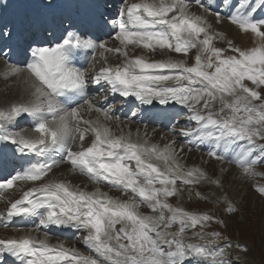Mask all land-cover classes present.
<instances>
[{
  "label": "snow or ice",
  "instance_id": "obj_1",
  "mask_svg": "<svg viewBox=\"0 0 264 264\" xmlns=\"http://www.w3.org/2000/svg\"><path fill=\"white\" fill-rule=\"evenodd\" d=\"M194 6L203 11H193ZM42 8L15 35L6 26L0 28V54L9 58L0 76L15 77L23 85L19 99L0 107V151L14 148L13 154L20 158H38L0 179V199L18 194L0 211V224L8 227L17 217H38L37 230L68 226L85 233L83 243L93 254L84 256L75 248L51 244L47 232L44 238L25 232L0 238V264L5 254L18 264H192L196 258H200L197 264H229L225 247L218 243L231 248L228 237L220 231L205 233L209 223L226 227L225 220L169 202L183 195L185 189L178 184L207 182L223 189L222 176L181 164L184 145L177 149L175 139L161 146L151 142L146 131L143 136L139 129L135 136L123 127L115 131L113 123H119L120 117L111 105L103 106L108 97L98 104L87 90L90 84H104L110 92L142 104L175 102L188 110L189 122L195 123L180 129L189 145L211 142L227 151L244 142L232 162L244 177L257 175L255 165L264 161V156L256 155L257 150L264 154V143L258 142L264 141V17L256 14L264 11V0L229 4L227 20L253 38V46L244 48L213 27L208 19L211 8L202 0L127 3L116 19L104 21L112 25L116 47L70 30L76 25L71 20L65 25L57 0H48ZM214 16L216 24L224 19L219 11ZM50 29L55 30L51 38L40 39ZM217 40L226 41L227 47H217ZM14 45L23 56L16 64L10 60ZM135 48L148 55L130 54ZM80 49L93 52L91 70L72 65ZM158 51L187 59L149 58ZM107 53L115 54L119 62L109 63ZM25 116L32 117V127L12 131ZM208 155L221 161L227 158L217 150ZM65 163L96 187L89 191L67 179L49 178ZM102 183L127 198L102 191ZM253 187L264 196V186ZM188 195L191 198L190 189ZM195 196L207 199L199 191ZM219 200L226 213L238 211L226 193ZM141 207L150 213L141 212ZM189 229H198L194 235L204 242H186ZM236 247L248 251L246 245Z\"/></svg>",
  "mask_w": 264,
  "mask_h": 264
},
{
  "label": "rangeland",
  "instance_id": "obj_2",
  "mask_svg": "<svg viewBox=\"0 0 264 264\" xmlns=\"http://www.w3.org/2000/svg\"><path fill=\"white\" fill-rule=\"evenodd\" d=\"M33 0L30 1V3ZM136 2V0H122V4H126L128 2ZM207 1V0H206ZM213 0H209V2H212ZM224 0H219V8L216 10H211L212 15H209L210 18L209 22L213 24V27H217V25L224 27V23L227 22V15L230 14V10H221V5ZM235 3V0H234ZM233 3V4H234ZM32 4V3H31ZM206 5V4H205ZM207 6V5H206ZM224 8V6H222ZM0 9H2L0 5ZM29 9V8H28ZM193 9H198L195 6ZM202 10V9H199ZM3 10H0V12ZM203 11V10H202ZM213 11H219L221 16L224 17L221 23L216 24L215 22V16ZM229 22V21H228ZM10 25V24H9ZM19 26L21 25V22H18ZM216 29V28H215ZM220 31V30H219ZM223 32H226L222 30ZM251 36V34H248ZM231 36L228 35L229 39ZM232 40V39H230ZM233 41V40H232ZM107 44H109V47H113L115 45H118V42L115 41L113 38L104 40ZM217 47H227L226 41L223 40H217L215 41ZM234 43V42H233ZM237 46H240L242 48L244 47H251L253 46V40L252 42H249L248 45H239L236 44ZM130 54H137V55H148L146 50L142 48H135V49H130ZM133 51V52H132ZM99 54V52H98ZM228 54H232L229 52ZM1 56V55H0ZM108 61L109 63H118V57L115 54L112 53H107ZM167 56H172L175 59H187L184 57L182 54H176V53H169V52H157L155 55H150V59H155L160 58L164 59ZM118 58V59H117ZM191 62V61H189ZM2 64V68H0V72L3 71L5 62L4 60L0 57V65ZM4 64V65H3ZM13 64V63H12ZM100 66V65H98ZM2 70V71H1ZM3 77V76H2ZM17 78L12 77V78H1L0 80V97L3 98L0 99V107L5 106L7 103L10 101H13L12 94L14 92V83ZM3 82L1 83V81ZM250 85V82H247ZM10 85V90L7 91V88ZM251 86V85H250ZM262 93H264V89L261 90ZM120 99V98H118ZM116 116L117 113H115ZM189 112L182 111L180 110L178 114V118H181L179 121H183L182 124L178 123L175 125V132L171 131L172 129H169L170 127H163L160 125H149L145 122L142 121L141 124L138 123V125L144 126L146 128L152 129L153 131H147L149 134V139L153 143L160 144L161 146L165 143H167L169 140L175 139L176 141V147L177 149L180 148L181 144L184 145L183 152L180 153V162L181 164L185 165L186 167H191L193 165L204 168L206 171L209 172V174L215 175V176H222L223 178V184L224 187L223 189H218L215 185H210L207 182H202L199 185L195 186H184L178 184L177 187H182L185 189L183 195L181 197H172L170 198V203H172L175 206L183 207L189 211H207L215 216H217L220 219L225 220L226 222V227H221L218 224L215 223H209L208 226L205 229V233H209L212 231H220L222 232L225 236L228 237V239L232 243L231 248H227L223 242H218L221 247H225L226 249V258L229 261V264H264V196L260 195L257 191H255L253 185H262L264 186V161H258V163L255 165V172L257 175H254L252 177H244L241 173V169H239L232 161L234 158H231V150L234 147H238L240 145L241 149L245 146L244 142H237L231 146L228 147L227 151L225 152V149L223 148V145L221 146V152L224 155H227L228 152L230 157L227 155L226 159L221 161V160H216L213 158H210L208 153L209 151L214 150L212 147L209 146L210 142H205V143H193L189 145L185 138L180 135V129L181 128H187V127H195L194 122H189ZM24 121V123L20 126L15 124V127L12 128V131H19L21 129H30L32 127V117L25 116L23 119H19ZM18 120V121H19ZM28 120L27 123L25 121ZM31 120V121H30ZM176 121V120H175ZM120 122L125 125V124H133L137 125V123L134 120L125 118V117H120ZM21 123V122H20ZM137 127V126H135ZM135 129V128H134ZM136 130V129H135ZM144 133V132H143ZM158 136V138L155 137ZM151 137V138H150ZM153 137V138H152ZM163 137V138H162ZM156 138V139H155ZM88 142H90V137L88 138ZM259 143H264V141H258ZM241 143V144H240ZM238 145V146H237ZM230 150V151H229ZM14 152L10 150L9 154H7L8 158H15ZM226 153V154H225ZM256 155L259 156H264V154L260 153L257 150ZM1 156V155H0ZM230 158V159H229ZM19 160H24L23 158ZM219 162L221 164V174L218 172V168L216 167L215 162ZM15 161L8 160L6 164L10 167L12 163ZM25 164H26V159H25ZM23 163V165H25ZM65 164H61L57 166L52 173L49 174V177H63L61 179H67L70 180L74 185H79L80 187H86L87 190L91 191L94 187L91 182L87 180L86 177L81 176L79 173H73L70 170L67 171V169H70V167H65ZM27 167V165H26ZM65 171L68 172L69 175L73 177L65 178ZM81 179L79 182H75L73 179ZM72 179V180H71ZM90 183V186L88 185ZM30 183L25 185V187H29ZM102 191L108 192L112 196L120 197V198H127L123 196L120 192H118L115 189L110 188L108 185L101 184L99 185ZM189 189L192 192L191 198H189L188 191ZM199 191L201 192L207 199H199L195 196V192ZM226 193L228 198L233 201V203L236 205L238 211L235 212L234 214H229L224 211V204L221 200H219V197ZM18 194H5V198L0 199V211H2L4 206L7 204L8 199L16 198ZM6 203V204H5ZM141 212L145 214H149L150 210L147 207H141L140 209ZM37 219V217H36ZM34 218L33 222L36 220ZM39 219V218H38ZM36 223H39V220H36ZM68 228V226L66 227ZM70 233L71 231H75V229L69 227ZM176 227L174 226L171 231H175ZM198 230V229H197ZM197 230H192L189 229L185 234H184V239L186 242L190 243H195V242H204L200 241L199 237L194 235V231ZM43 227H41V230H36L35 232L31 233L32 235L34 234V237H37V234L40 233L41 236H38L41 238L43 236ZM19 231H15L14 234L18 233ZM26 232H29L26 229ZM9 233L5 232H0V238H4V236L9 235ZM13 234V235H14ZM70 235V234H69ZM85 233L83 231L75 232L72 233L68 238L67 237H56L52 233H47L48 240L50 239H55L54 241L57 244H63L68 248H74L77 249L81 254L84 256L92 255L91 251L87 248V246L83 243V237ZM15 236V235H14ZM242 244L246 245L248 248V251H242L240 248L236 247V244ZM84 246V247H82ZM87 248V249H85ZM200 258H196L192 260V264H197V260ZM15 264V263H14ZM205 264H209V262H205Z\"/></svg>",
  "mask_w": 264,
  "mask_h": 264
},
{
  "label": "bare ground",
  "instance_id": "obj_3",
  "mask_svg": "<svg viewBox=\"0 0 264 264\" xmlns=\"http://www.w3.org/2000/svg\"><path fill=\"white\" fill-rule=\"evenodd\" d=\"M33 1H36V0H33ZM32 1V2H33ZM12 3H13V5H14V1H12ZM17 3L18 4H16V9H15V11H14V17H16L17 16V14L19 13V10H20V8H21V6L22 5H24V2L23 1H20V0H17ZM26 5H27V8H29L28 10L30 11V12H32V13H38V11H37V4H31L30 3V1H27L26 0ZM35 5V6H34ZM13 9L14 8H12L11 9V12L13 11ZM4 11V10H3ZM193 11H198V12H202V10H199V9H193ZM2 12V11H1ZM256 16H257V18H261V17H264V11H261V12H258L257 14H256ZM208 18H210L209 16H208ZM18 20V19H17ZM24 23H21V25H23ZM222 26V25H221ZM221 26H219V25H217V27H215L216 29H218V30H220L221 32H223L222 30H224V31H226V32H223V33H225L226 34V37L228 38V35H230L231 37L229 38V39H232L233 40V42H234V44H239V45H243V46H245V45H248L249 44V42H252V40H253V38H252V36H250V35H248V34H245V33H242V32H240L239 31V29H238V27L236 26V25H233V24H231L230 22H225L224 23V27H221ZM116 46H118V45H115V46H113V47H116ZM14 47H15V45H14ZM14 47H13V49H14ZM248 47H249V45H248ZM145 51V50H144ZM133 52V51H132ZM81 53H82V50L80 49V50H78V60L79 59H81ZM107 55V54H106ZM144 55V54H143ZM107 58H109L108 56H107ZM118 59V58H117ZM118 61H119V59H118ZM5 62V61H4ZM4 65V64H3ZM0 66H2V64L0 65ZM5 66V65H4ZM0 68H2V67H0ZM2 71V70H1ZM1 78H3L2 76H0V80H1ZM3 82V80L1 81V83ZM13 85H14V92H13V94H12V97L11 98H13V100H17V99H19L20 97H21V95H22V88H23V85L22 84H20L19 83V81H18V79H16V81L14 82V83H12ZM11 86V85H10ZM10 86L9 87H7V85H6V87L5 88H7V91L8 90H10ZM11 87H13V86H11ZM120 96V95H119ZM117 98H120V97H122V96H120V97H118V96H116ZM0 99H2L3 100V98H1L0 97ZM147 110H149V111H152V109H150V108H146ZM143 114H145V111H141L140 113H138V117H139V119H141L142 118V120L144 121V118H143ZM93 115H95V114H93ZM31 121V120H30ZM140 124V123H139ZM135 126H137V127H135ZM121 127H123L124 128V131L125 132H127V131H129V130H131L132 131V133L134 134V136H135V133H136V130L137 129H139L140 130V133H141V136H143V132H147V131H153L152 129H149V128H146V127H144V126H141V125H133V124H125V125H123L120 121H119V123H113V128H114V130L115 131H117V132H119V130H120V128ZM136 130H135V129ZM154 132V131H153ZM148 133V132H147ZM155 137L156 138H158V136H156L155 135ZM151 138V137H150ZM153 138V137H152ZM155 138V139H156ZM163 138V137H162ZM237 143V142H236ZM241 144V143H240ZM238 146V145H237ZM224 148V147H223ZM242 149H241V147H240V145L238 146V147H233V149H232V152H231V158H234L235 156H236V154L238 153V152H240ZM230 151V150H229ZM226 152V151H225ZM226 154V153H225ZM228 154H229V152H228ZM227 154V155H228ZM226 155V156H227ZM229 157H230V155H228ZM230 159V158H229ZM215 164H216V167L218 168V172H219V174H221V164L219 163V162H215ZM68 170H70V169H67V171ZM67 171H65V178H69V177H73V176H71V175H69L68 174V172ZM49 178H52V177H49ZM61 178H63V177H61ZM74 178V177H73ZM72 180V179H71ZM75 182H79V180H81L80 178L79 179H73ZM77 182V183H78ZM90 182V181H89ZM88 185H89V187H91L90 186V183H88ZM93 187H96V185H93ZM36 219V218H35ZM33 220L34 219H30V222L32 223L33 222ZM29 223V221L28 222H26V224L25 225H29L28 224ZM30 223V224H31ZM67 226H65V228H64V231L66 232V231H68L67 230V228H66ZM50 228V226L47 228V229H49ZM18 233H16V234H14L15 235V237L16 236H19V235H22V234H24L26 231L22 228V229H18ZM75 231H76V229H75ZM43 232V236L41 237V238H44V235H45V233L46 232H44V231H42ZM55 232H57V230H55ZM55 232H53V235L54 236H56V237H67V236H69V234H70V230H69V233L67 234V233H60L59 235H55L54 233ZM52 233V232H51ZM19 234V235H18ZM13 235V234H12ZM13 235V236H14ZM6 236V235H5ZM33 236H34V234H33ZM36 237V236H35ZM49 242H54V241H52V240H48ZM82 247H84V246H82ZM74 248H76V247H74ZM85 249H87V248H85ZM14 263H16V260H15V262Z\"/></svg>",
  "mask_w": 264,
  "mask_h": 264
}]
</instances>
